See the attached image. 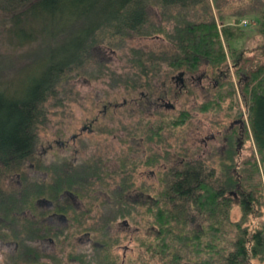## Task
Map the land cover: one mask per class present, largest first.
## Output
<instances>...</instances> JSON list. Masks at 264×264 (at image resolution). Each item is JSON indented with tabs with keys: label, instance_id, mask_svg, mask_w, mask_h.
<instances>
[{
	"label": "flooded vegetation",
	"instance_id": "1",
	"mask_svg": "<svg viewBox=\"0 0 264 264\" xmlns=\"http://www.w3.org/2000/svg\"><path fill=\"white\" fill-rule=\"evenodd\" d=\"M231 70L234 73L231 65L211 66L206 59L193 70L188 64L160 69L161 74L147 76L142 85L132 84L135 92L141 91L120 102H100L98 112L65 140L48 141L41 152L36 140L20 170L0 179V264L127 260L128 251L134 249L133 235L141 230L130 227L133 208L147 206L156 214V209L170 206L171 196L178 203L176 192L187 165L192 168L194 189L200 179L210 177L211 163L243 156L247 129L240 102L229 103ZM182 113L196 120L193 129L173 123L172 118ZM169 123L178 126L169 142L172 147L165 144ZM145 222L142 230H152L154 249L163 252L160 226L152 215ZM212 241L205 243L211 260L223 249H216Z\"/></svg>",
	"mask_w": 264,
	"mask_h": 264
},
{
	"label": "trees",
	"instance_id": "2",
	"mask_svg": "<svg viewBox=\"0 0 264 264\" xmlns=\"http://www.w3.org/2000/svg\"><path fill=\"white\" fill-rule=\"evenodd\" d=\"M253 1L244 0L239 10L232 7L233 0H215L218 17L205 13L200 19H191L182 11L199 5L208 7L206 0H0L2 40L11 50L20 49L12 53L14 56L0 51V179L4 173L20 170L30 156L39 127L45 122L47 102L58 99L70 87L71 77L89 76L98 67L94 49L116 48L132 38L162 35L169 44L167 48L129 46L136 67L132 73L134 86L142 85L147 76L161 74V61L170 69L188 64L193 70L201 59L211 66H233L238 84L235 86L229 78V103L232 106L238 95L242 98L259 160L254 155L243 158L239 175L231 170L236 162L229 161L223 171L214 166L210 177L200 179L194 189L192 168L187 165L182 171L180 192H176L178 203L171 196L170 206L156 209L152 218L169 232L178 225L188 226L193 213L198 215L205 210L202 217L211 222L202 226L201 231L206 227L211 233L210 230L217 229L214 225L222 223L221 218L226 221L229 217L233 198L225 190L236 183L240 190L234 203L240 206L242 217L249 219V224L239 239L231 243L230 250L223 247L224 252L220 247L221 255L211 260L205 253L209 244H203L205 240L198 235L191 238L186 233L181 242L189 241L197 250H203L202 256L194 258V264H212L211 261L217 264L219 260L222 264H242L255 255L262 257L264 222L257 225L253 219L262 214L264 201L260 173L261 169L264 171V0L259 4ZM153 6L158 9L156 15L151 13ZM246 14L258 19L262 41L256 49H240L234 44L246 35L239 23ZM162 19L171 22L172 30H165ZM215 101L218 104L216 98ZM189 117V113H182L172 121L185 123ZM209 212L212 217L207 216ZM164 242L165 250L169 246L167 237ZM183 256L181 259L185 261L194 260ZM177 258L171 257L166 264H179L181 259Z\"/></svg>",
	"mask_w": 264,
	"mask_h": 264
},
{
	"label": "rangeland",
	"instance_id": "3",
	"mask_svg": "<svg viewBox=\"0 0 264 264\" xmlns=\"http://www.w3.org/2000/svg\"><path fill=\"white\" fill-rule=\"evenodd\" d=\"M227 1L229 2L232 0H227ZM262 1L263 0H254L253 3L255 2L256 4L257 3L259 4ZM242 2L243 4H245L244 0H233L232 7L238 8L240 3ZM206 5L208 7H204V5H199L193 8L185 9L182 12H184L186 17H190L191 19H200L204 16L205 13H211L216 17H218L217 15L218 10L215 0H206ZM157 11H158L157 7L154 6L151 7L152 14L155 13L156 15ZM242 13L243 12H241V14ZM1 16L2 15L0 12V20L2 18ZM160 22L163 24L165 30H168V28L170 29L172 27L171 22L167 20L162 19ZM239 23L245 28L246 35L243 38L234 41L235 46H239L240 49L258 48L260 41H262V35L258 32V19L253 14H248V15L246 14L241 16ZM2 34H3V27L0 24V51L8 54L20 52V49L14 51L11 50V48H8L4 43V41L2 40L3 38ZM131 45L132 46L137 45L142 47L144 46L148 48L152 47L155 49L167 48L169 46L168 42L164 40L162 35H155L154 37H148V38H132L128 41L126 45L124 44L119 45V47L116 48L99 47L96 48V50L94 49V54L96 56V59H98L97 62L99 63V65L102 64L103 66L98 65L96 69L90 71L91 74L89 76L80 75V76L71 77V79L69 80L70 87H66L64 93L61 95L59 94V97L57 96L58 99H50L47 102V106L45 108L46 109L45 122L41 127H39L37 134V145L40 152L42 151V146L43 145L45 146L48 141H51L55 138H62L65 140L67 136L70 134V132L78 130L80 124L85 120L87 121L90 120V118L93 117L96 114V112H98L97 109L98 108L100 109L103 106L102 105L103 103H107L109 100L111 102H120L124 97L126 98L130 97L128 95L129 93H137L138 91L142 90L141 88H137L135 92V90L131 88L134 79L132 77V73L136 69L130 58L131 51L129 49V46ZM224 46L225 47L227 46L226 42L224 43ZM162 65L163 66L161 67V69L164 68L170 69L167 66L164 67V65L166 64H162ZM175 72H176L175 69H172L171 73H175ZM230 78L234 81L235 83L234 85L236 86V84H238V79L237 76L233 73V70L230 71ZM61 89H63V87H61ZM237 90L238 88L236 89V94L238 93ZM242 101H243L242 98L238 95L237 99L234 102L236 103L240 102V108L244 111L243 117L245 119L246 129H247V142L246 145L243 147V151H242L243 156L238 161H233L236 162V164L231 167V170L234 175H239L238 174V171H240L239 164L243 161V158H245L246 156L254 155L255 159L259 160L258 151L254 144L252 134L249 131V120L246 112V106ZM100 102L103 103L99 104ZM211 107H213V104H211ZM195 123L196 120L189 117V120H187L184 123V127L193 129ZM200 124L202 125L203 121H201ZM166 126L167 128H169V131L166 132L167 137L165 140L166 142L165 144L171 146L169 142L174 140L175 138L174 134L176 133L178 126L175 125L173 126L171 123L166 124ZM181 129H183V127ZM85 134L86 133H84V135ZM107 136L109 138V135ZM103 137L105 138L106 134H104ZM89 138L93 139L94 134L91 133L89 135ZM171 144H173V142ZM178 159L179 158L176 157L172 161V163ZM46 161H51V160L47 159ZM172 163L167 162V164L174 165ZM211 164L213 167L215 166L218 169L220 168L221 171H223L224 169H226L225 167L226 164H228V162H213ZM219 173L221 174L220 171ZM260 173H261V180L263 182V194H264V171L261 169ZM4 181L5 180H3V182ZM167 182L168 180L166 179L164 183L165 187L167 185ZM1 183L2 182H0V185H3ZM219 183L221 182L219 181L218 184ZM237 186L238 184L235 183V187H232V189L228 190L230 192L233 191L235 194L232 193L229 194L228 192H225L226 195L232 196L233 203L232 206H230L231 207L229 211L230 214L227 220L225 221L223 218H221L222 223L220 225L218 224H216V226L214 225V227H217V229L210 230L212 234L214 233L216 235H212L211 233H209V230L206 229V227L204 228L203 231H200L199 233L200 239L205 240L203 244H205L206 241L208 242L212 241L211 239H209V237L212 239L215 238L217 240L212 241V245H214L216 249L217 247L218 248L224 247L227 251H229L230 248L232 247L231 243L239 239V236H241L244 227L249 224V219L246 220L245 218L242 217L240 206H237L236 203H234L235 202L234 199L237 200L239 199L238 192L240 189ZM132 211L133 213L131 214L132 219L130 220V225H131L130 227L136 229V227L139 226L141 230L133 235L132 244L134 245V249L131 252L128 251L126 256L127 260L125 259L123 263H119V264H162V263L166 264V260L173 257L175 252L177 253V257H178L177 259H181L182 257H184L183 255L192 256L190 258L192 260L196 256H199L197 252L200 250H197L196 246L190 245L189 241L181 242V240H182V235L186 233L188 234L190 233L191 238H193L195 233H198L201 228H203L205 225L211 222V220L202 217L203 215L206 214L205 210H202L201 214L199 212L198 216L195 213H193V216H191L192 221L191 223L188 222V226L185 224L182 228H180V226L178 225V227L175 230L172 229L173 231L169 230V232L160 226L159 229L162 230L163 236L167 237V240L168 239L169 241L171 240L169 243H167L169 245L167 249H165L161 253L157 252L156 249H154L153 245L157 244L156 243L157 241L155 242V238L152 233V230L151 231H147V229L142 230L144 229V226H146L145 220L149 219L151 215H154L153 213L154 209L151 208L150 210H148L147 206H136V208H133ZM253 221L257 225H259L261 221L264 222V201L262 206V214L258 217L254 216ZM198 224L200 225L198 226ZM239 230H240V234H239ZM145 231L147 232L148 235H146ZM162 242L164 244V241ZM135 243L138 244H136L135 246ZM200 248L202 249L201 246ZM209 248L210 247H208L207 249ZM225 249H223L222 251L226 252ZM118 251L121 252L120 246H118ZM217 253L221 255L222 252L218 251ZM148 258L149 260L147 261ZM179 261H180L178 262L179 264H191V263L194 264L195 259L193 261H190V263H188V261H185L183 259ZM118 262H120L119 259ZM167 262H169V260ZM222 263H223L222 260L217 261V264H222ZM249 264H264V255L262 257H258L257 255H255V257L251 258Z\"/></svg>",
	"mask_w": 264,
	"mask_h": 264
}]
</instances>
